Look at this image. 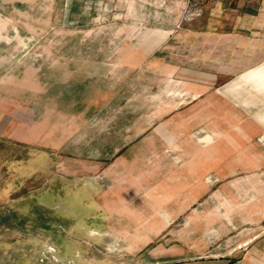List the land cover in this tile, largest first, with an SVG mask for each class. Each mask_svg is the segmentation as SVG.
<instances>
[{"label":"crops","instance_id":"0c3cea01","mask_svg":"<svg viewBox=\"0 0 264 264\" xmlns=\"http://www.w3.org/2000/svg\"><path fill=\"white\" fill-rule=\"evenodd\" d=\"M92 1L103 3L102 15L120 11L117 22L104 19L97 27L104 54L30 52L36 42L37 48L45 46L40 37L63 5L92 18ZM261 2L252 14H241L239 25L177 27L183 0H0V14H6L0 17V134L36 142L46 133V112H54V119L63 109L77 110L79 102L96 103L89 95L110 93L109 74L117 73L118 80L131 72L140 79L149 74V132L141 135L144 125L135 120L139 138L128 157H148L150 164L144 171L141 161L134 164L135 177L126 182L133 186L110 189L119 199L109 206L121 209L108 217L107 230L123 254L141 253L136 264H264V111L238 95L245 83L264 91ZM13 14L23 17V31L39 38H4L7 25L14 26L8 17ZM54 22L55 31L60 19ZM35 116L38 130L21 138L10 120L27 119L34 128ZM53 126V137L60 136V126ZM93 167H105L104 161ZM129 260L91 264H135Z\"/></svg>","mask_w":264,"mask_h":264},{"label":"rangeland","instance_id":"374dc122","mask_svg":"<svg viewBox=\"0 0 264 264\" xmlns=\"http://www.w3.org/2000/svg\"><path fill=\"white\" fill-rule=\"evenodd\" d=\"M173 1L166 0L168 4ZM92 2L96 6L92 18H87L80 10L71 14L63 5L62 14L55 18L58 22L60 19L55 31V19L51 16L45 35L40 37L45 40V46L37 48L36 42L28 48L30 52L42 49L47 56L60 51L62 55L99 57L104 54L107 50L99 43L102 32L97 27L104 19L117 22L116 14L120 11L102 15L103 3ZM262 4L261 0H183L175 25L212 21L235 26L239 25L244 11L251 9L247 13L252 14V9ZM5 15L0 14V17ZM8 17L14 26L12 30L11 24L7 25L8 29L2 32L4 38H39L21 29V15ZM115 74H109L110 93L89 95L88 99L96 103L79 102L77 110L63 109L60 114L55 113L54 119V112H46V133L40 140L32 142L37 139L32 136V141L17 140L0 134V264H91L93 259L109 258L141 263L140 252L123 254L122 246L105 224L109 216L121 209L116 203L109 206L112 200L119 199L110 189L118 184L133 186L126 182L135 177L134 164L139 166L141 161L143 171L150 164L148 157L139 160L128 156L135 153L137 130L145 129L141 135L149 132V125L144 122L151 112L144 106L151 102V78L146 74L140 79L136 72H131L125 79L118 80L113 77ZM240 90L239 101L246 99L254 109H259L256 111H264L262 89L245 83ZM229 97L225 96L226 101H231ZM140 104L142 109H133ZM65 106L68 107L62 103V108ZM20 113L23 117L28 114L25 110ZM18 120L15 117L10 122L15 124L14 131L17 126L16 132L21 138L27 139L32 131L38 130L36 116L31 123L34 128L26 123L27 119H20L24 126H20ZM135 120H140L144 126L137 128ZM53 124L60 126V136L55 138ZM121 156L128 158L121 159ZM95 161H104L105 167L94 168ZM113 167H120L122 173H117ZM128 194L134 197L133 192ZM107 234L113 236L112 240Z\"/></svg>","mask_w":264,"mask_h":264}]
</instances>
